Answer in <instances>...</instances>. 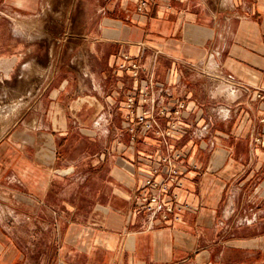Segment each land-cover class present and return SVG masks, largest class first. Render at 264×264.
Returning <instances> with one entry per match:
<instances>
[{"label": "crops", "instance_id": "1", "mask_svg": "<svg viewBox=\"0 0 264 264\" xmlns=\"http://www.w3.org/2000/svg\"><path fill=\"white\" fill-rule=\"evenodd\" d=\"M148 1L146 14L121 0L103 19L88 53L98 63L83 72L98 96L55 94L54 127L31 156L0 142V264H264V0ZM40 6L0 0L6 13ZM124 55L142 65L139 83L118 69ZM132 91L138 113L184 105L158 117L176 124L170 137L132 138ZM169 148L186 155L169 193L190 208L149 228L134 196ZM240 229L258 233L228 237Z\"/></svg>", "mask_w": 264, "mask_h": 264}, {"label": "rangeland", "instance_id": "2", "mask_svg": "<svg viewBox=\"0 0 264 264\" xmlns=\"http://www.w3.org/2000/svg\"><path fill=\"white\" fill-rule=\"evenodd\" d=\"M120 1L41 0L35 13L0 11V142L16 149L25 146L31 156L36 143L46 142L54 127L55 94L58 100L99 95L98 84L84 78L83 72L98 63L89 56L90 47L99 37L103 19L115 15ZM76 142L81 148L88 146ZM70 151L71 158L83 156L80 150ZM256 233L240 229L228 237ZM240 253L235 252L236 258H242ZM246 261L257 264L251 258Z\"/></svg>", "mask_w": 264, "mask_h": 264}, {"label": "built area", "instance_id": "3", "mask_svg": "<svg viewBox=\"0 0 264 264\" xmlns=\"http://www.w3.org/2000/svg\"><path fill=\"white\" fill-rule=\"evenodd\" d=\"M137 10L142 14H146L149 10L150 3L148 0H136ZM124 62L118 64V69L121 71L130 72L132 77L139 83L142 72V65L132 56L124 55ZM152 83L148 82L141 94V103L148 104ZM256 98L264 101V85L255 88ZM138 95L136 91H132L126 97L127 121L125 129L132 135L135 140L137 129L142 128L145 132L154 131L161 138H168L172 135V131L176 129V124L172 123L170 127L164 129L160 126L158 117H166L169 114L180 115V111L184 105H179L178 109L172 111L167 107H162L155 113L153 111L144 110L141 113L137 112ZM186 157L181 151L174 148H169L168 153L161 158L160 166L153 168V171L146 178L140 193L134 196L135 203L143 214L148 217V227H153L155 219L161 217L164 220L170 216H178L180 213L188 210L190 207L186 204L176 202V195L169 193L170 187L182 185L180 180V171L176 162ZM169 167L168 173L162 178L157 179L156 175L161 172V166Z\"/></svg>", "mask_w": 264, "mask_h": 264}, {"label": "water", "instance_id": "4", "mask_svg": "<svg viewBox=\"0 0 264 264\" xmlns=\"http://www.w3.org/2000/svg\"><path fill=\"white\" fill-rule=\"evenodd\" d=\"M209 264H212V263H209Z\"/></svg>", "mask_w": 264, "mask_h": 264}]
</instances>
